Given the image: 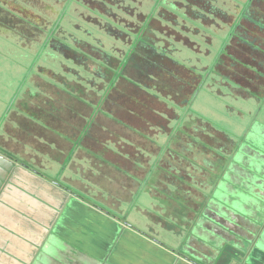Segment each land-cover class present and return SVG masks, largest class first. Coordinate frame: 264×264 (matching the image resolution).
<instances>
[{
	"label": "rangeland",
	"instance_id": "rangeland-1",
	"mask_svg": "<svg viewBox=\"0 0 264 264\" xmlns=\"http://www.w3.org/2000/svg\"><path fill=\"white\" fill-rule=\"evenodd\" d=\"M243 12L248 13L244 20ZM227 29L234 33L233 43L222 55L217 44H226ZM139 35L166 58L156 56L158 69L152 49L140 45L136 62L149 58L140 78L137 70H123ZM214 65L219 74L210 76ZM234 68L243 86L233 81ZM121 70L124 77H118ZM201 72L208 76L204 84ZM263 76L264 0H0V138L10 139L14 124L21 131L13 144L42 158V151L50 153L58 143L70 153L69 140L89 135L94 162L78 160L77 177L83 175L84 184L94 182L95 205L124 210L132 218L143 215L157 194L145 191V181L141 189L117 172L125 168L135 174L130 168L135 160L148 171L156 168L160 157L154 156V144L164 151L171 126L181 132L189 116V125L201 120L241 140L245 132L236 124L241 113L248 117L252 105L263 106L257 103L264 97ZM41 134L52 140L41 139L46 148L33 144ZM111 147L117 156L107 150ZM178 203L188 215L183 201ZM139 205L142 212L135 210Z\"/></svg>",
	"mask_w": 264,
	"mask_h": 264
},
{
	"label": "crops",
	"instance_id": "crops-1",
	"mask_svg": "<svg viewBox=\"0 0 264 264\" xmlns=\"http://www.w3.org/2000/svg\"><path fill=\"white\" fill-rule=\"evenodd\" d=\"M232 43L230 39L222 55ZM150 53L166 60L154 49ZM215 65L207 72L210 76L219 74ZM234 69L232 80L243 86L244 78L237 79L239 68ZM207 74L202 75L204 81ZM143 75L137 72L136 76ZM257 103L264 106V97ZM263 106L252 105L251 112L246 111L248 117L241 113L236 124L240 133L245 132L241 140L201 120L189 125V116L181 132L171 126L165 152L154 144V156L160 157L156 168L150 166L148 171L147 165L135 160L130 168L138 173L119 170L124 179L128 176L138 185L145 181V191L157 194L148 208L139 205L135 210L145 213L133 218L124 210L108 211L95 205L94 182L86 181L85 175L84 184L83 175L77 177L78 160L89 157L94 162V152L88 150L89 135L84 139L76 134L69 140L70 153L58 143L50 153L42 151L45 155L40 158L13 144V136L18 138L15 133L21 131L13 124L11 138H0V264H264ZM254 110H258L256 116ZM42 138L52 141L41 134L33 140L37 148H46L40 144ZM107 150L118 155L112 147ZM113 157L108 156V161H114ZM54 169V174L48 173ZM137 175L139 180L131 178Z\"/></svg>",
	"mask_w": 264,
	"mask_h": 264
},
{
	"label": "trees",
	"instance_id": "trees-1",
	"mask_svg": "<svg viewBox=\"0 0 264 264\" xmlns=\"http://www.w3.org/2000/svg\"><path fill=\"white\" fill-rule=\"evenodd\" d=\"M248 8V7H247ZM246 8V9H247ZM245 9V10H246ZM248 15V13L245 15V12H243V16L241 15V17H242V19L244 20V19H246L245 17ZM248 17V16H247ZM241 23V22H240ZM202 27V26H201ZM233 27H235L234 25H233ZM232 27H230V29H231ZM236 28H237V26H236ZM236 28H235V30H236ZM145 30H147V29H149L147 26L144 28ZM230 29H227V38H226V44H225V42L224 41H222V42H220L219 43V46H217V51H218V53L220 54V53H223L224 52V48L226 47V46H228V43H229V41H230V39H231V37L234 35V33H232V34H229L230 32L228 31V30H230ZM148 31V30H147ZM144 36V35H143ZM142 35L140 36H138L137 37V39H136V41L134 42V44H133V47L132 48H130L129 49V51L130 52H128L129 53V58H127V61H126V63L124 64V67H123V70H124V72H126L127 71V68L129 67V66H131V69H133V70H137V72H141V73H144V70H146V69H144L143 68V66L144 65H146V63H145V61H147L148 62V60H149V58H148V56L146 55L145 56V58H143V59H141L140 61H137L136 62V60H135V56L137 57V58H139L140 57V55H139V49H142L143 48V46H141L140 47V45H144V47H150L149 45H147V43H148V41H146L147 39H145V37H143ZM220 36V35H219ZM223 36V35H222ZM144 38V39H143ZM140 42V43H139ZM139 43V44H138ZM145 48V49H146ZM151 49H154L155 50V48L154 47H150ZM157 48V47H156ZM139 51V52H138ZM156 51H159V50H157L156 49ZM155 58H154V60H156V56H154ZM141 61H144V62H141ZM156 61H158V60H156ZM166 61V60H165ZM136 62V63H135ZM142 63V64H141ZM159 63V61L157 62V64ZM146 68H148V67H146ZM149 69V68H148ZM123 70H121L119 73H118V77H124L123 76ZM201 75H203V73H201ZM204 77H205V75H203ZM208 80V79H207ZM206 81V80H205ZM204 81V82H205ZM113 84H115V82L113 83ZM204 84V83H203ZM200 89H198V91H199ZM197 91V92H198ZM196 98V97H195ZM193 102V100L191 101V103ZM152 139H154V137H152Z\"/></svg>",
	"mask_w": 264,
	"mask_h": 264
}]
</instances>
